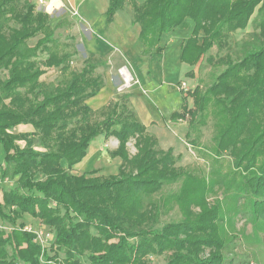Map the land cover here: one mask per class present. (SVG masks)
<instances>
[{
    "label": "trees",
    "instance_id": "obj_1",
    "mask_svg": "<svg viewBox=\"0 0 264 264\" xmlns=\"http://www.w3.org/2000/svg\"><path fill=\"white\" fill-rule=\"evenodd\" d=\"M127 4L141 28L145 56L162 54L161 37L191 19L195 27L182 54V61L191 66L202 63L214 47L222 50L229 34L245 30L256 11L260 21L264 18V0H147L142 5L110 0L108 22ZM263 18V46H254L239 62L226 56L215 64L207 58L212 67L227 68L206 91H182V111L169 118L184 121L189 115L192 128L207 126L212 116L214 136L205 152L213 168L207 176H198L177 167L172 149H157L156 139L130 110L127 95H116L101 111L87 106L104 86L92 59L80 72L73 71L69 44L55 39L48 14L38 12L30 0H0V71L7 72L0 80V145L5 153L0 170L3 181L16 179L14 189L0 188V220L11 228L0 232V264H83L82 257L89 264H150L149 256L166 253L167 264H229L225 251L232 240L224 226L231 221L228 214L249 215L257 227L264 221ZM38 36L42 38L30 46ZM46 69L61 72L58 85L41 82ZM20 126H31L33 133H11ZM100 136L118 140L112 156L123 161L119 173L71 174ZM133 139L137 154L130 157L127 145ZM21 141L23 149L17 143ZM191 142L200 147L197 140ZM225 155L232 159L226 168ZM38 175L44 179L36 180ZM173 184L180 185L177 192L155 199L164 186ZM218 190L225 202L209 203ZM174 209L180 221L155 229L162 211ZM26 216L55 230L46 249L24 231ZM59 253L64 259H58Z\"/></svg>",
    "mask_w": 264,
    "mask_h": 264
},
{
    "label": "crops",
    "instance_id": "obj_2",
    "mask_svg": "<svg viewBox=\"0 0 264 264\" xmlns=\"http://www.w3.org/2000/svg\"><path fill=\"white\" fill-rule=\"evenodd\" d=\"M30 1L34 3L38 12L49 15L54 37L55 32L59 30L75 40L74 44L79 49L77 56L83 55L85 58L81 63L82 69L90 59L95 64V74L102 78L104 86L97 95L86 101V105L93 111H101L113 103L117 95L116 86L120 81L118 76H114L113 71L118 72L122 67L129 68L138 81V84L126 90L130 110L146 128L147 134L156 139L157 149L162 151L172 149L173 154L183 155L187 144H182V138L186 139L189 131L183 128V120L173 122L169 118L172 114L182 111V91L192 89L190 87L193 79L187 75L192 74L193 77L192 72L200 64L191 66L182 61L183 49L193 33L194 22L188 18L185 27H177L164 34L158 44V47L163 49L162 54L145 56L140 41L141 28L134 23L133 10L125 11L126 6L132 9L128 4L117 11L112 21L108 22L110 0H43V4H40L39 0ZM146 1L136 0L140 5ZM199 37L202 42L204 34L201 33ZM73 49L74 47L69 45L72 60L76 57ZM183 83L186 85L185 90L179 87ZM105 140L114 143L108 157L118 163L119 168L121 167L122 159L112 156L119 147L118 140L114 137L107 139L100 136L90 145L83 161L76 165L83 174L99 170L97 168L102 155L98 150ZM1 149L3 150L2 147ZM136 154L137 149L133 156Z\"/></svg>",
    "mask_w": 264,
    "mask_h": 264
},
{
    "label": "rangeland",
    "instance_id": "obj_3",
    "mask_svg": "<svg viewBox=\"0 0 264 264\" xmlns=\"http://www.w3.org/2000/svg\"><path fill=\"white\" fill-rule=\"evenodd\" d=\"M142 2L143 0H139ZM125 11L132 12V9L129 6H126ZM40 12V11H39ZM263 18V17H262ZM261 18V21H262ZM264 19V18H263ZM257 16V11L253 15V17L250 19L247 28L243 31H237L230 33L229 36L226 39V45L222 48V50H219L218 47H214L203 59L202 63H200L192 72L193 77H190L193 79L191 83L192 88L190 91H194L196 88H200L203 91H206L215 81V79L227 68L226 65H218V66H211L207 62V58L212 57L214 59V63L217 64L220 59H225L226 56H229L232 61L239 62L242 60V58L245 56V54L250 51L254 46L255 47H261L263 46V43L261 44V38H260V28L259 24L261 22ZM42 36H38L35 39H32L29 44L30 46H34L38 39H41ZM204 38V37H203ZM55 39L60 41L61 43H67L74 47L73 51L76 52V57L73 58L71 67L72 70L78 72L82 69V60L84 58L83 55L81 57L77 56V52H79V49L74 44V39L70 35H66L65 32L57 30L55 32ZM201 40H203L201 38ZM85 59V58H84ZM46 74L41 78V82L45 85L50 86H56L61 82L62 76L61 72L58 69H46ZM114 76H118V72L116 70L113 71ZM7 76L6 71H0V80H4ZM184 84V83H183ZM183 84H180L179 87L181 88ZM121 86V83L119 81V84L116 86L115 93L117 95L123 96L127 93V91L119 92L118 88ZM186 88V87H185ZM129 90V89H128ZM189 108L194 111V101L192 98H189L188 100ZM191 116L185 117V120L183 121V128H187L185 130L191 132L190 138H182V144L185 145L186 151L183 152V155H179V153H174L177 157V167L178 168H184L185 170L190 171L191 173L198 175V176H207L210 172V170L213 168V162L208 157L207 153L205 152L206 146H210L211 140L214 136V121L212 116L208 118V124L205 127H199V125H196V127L191 128ZM13 134H24V133H33V129L31 126H20L19 128L13 129L11 131ZM38 137L35 135L31 136V139L36 141ZM197 140V143L200 147L194 146L191 141ZM21 149L25 147V142H17ZM135 141L132 140L129 145V153L131 156H133L136 153L135 149ZM0 145V164L2 161H4L5 155L3 153V150L1 149ZM114 143L112 144L111 140H105L104 144L99 148L98 152L102 155V159L100 163L98 164V168L100 172L95 175L94 177H108L112 174H117L119 165L118 163L114 162L112 159H110L108 156H110L111 151L113 150ZM3 148V147H2ZM35 149L37 151H43V149L38 145L35 144ZM223 164L225 165V168L230 165L232 162V159L225 155V157L222 159ZM64 168L68 170L66 163H62ZM70 173L73 175H81L83 174L82 171L79 169V166H75L70 170ZM44 176L38 175L36 177V180H43ZM179 184H173V185H166L164 186L163 190L156 194L155 199H159L160 195L165 194H171L173 192H177L179 189ZM16 187V179L8 180L6 182L0 183V188L2 190H12ZM216 200H219L220 202H225L226 198L223 194L222 190H218L216 195H212L209 198V203L214 204ZM228 205L231 207V205L228 203ZM224 206L227 207V204ZM238 208L241 209L243 206V201L238 203ZM53 208H56V205H52ZM61 215H64V211H60ZM228 217L231 219L229 222H225L224 226L227 229L229 236L232 240L229 247L225 251V255L229 259V264H264V221L260 222V225L257 227L255 226L250 218L249 215H243L239 213H235L231 211L228 214ZM181 219V214L178 212L177 209H174L172 212L166 214L164 211H162V214L159 218V224L155 227V229H162L163 226L168 225L170 223H177ZM25 226L31 227L36 230L42 229V227H45L46 232H50L55 236V230L52 228L47 227L46 225L42 224V222L39 219H35L29 216L25 217V220L23 221ZM10 229V225L3 223L0 220V232H8ZM92 233L95 235L96 231H92ZM209 251H206V254H208ZM51 256L54 255V253L50 252ZM169 253H166L161 256H149L147 258L148 262L150 264H167L169 260ZM208 255H205L207 257ZM58 259L62 260L64 259V254L59 253ZM79 260L83 264H89L86 257L79 258Z\"/></svg>",
    "mask_w": 264,
    "mask_h": 264
},
{
    "label": "built area",
    "instance_id": "obj_4",
    "mask_svg": "<svg viewBox=\"0 0 264 264\" xmlns=\"http://www.w3.org/2000/svg\"><path fill=\"white\" fill-rule=\"evenodd\" d=\"M39 3L43 4V0H39ZM118 77L121 83V86L118 88L119 92L131 89L133 86L138 84L136 77L133 75L131 70L127 67H122L118 70ZM185 87L186 85L183 84L181 88L185 90ZM6 181L8 180L3 181L2 176H1V170H0V183L6 182ZM41 228L42 229L40 230H36V229L26 226L24 228V231L34 234L36 236V242H38L43 249H46L49 246V244L54 240V236L52 233L46 232L45 227L41 226Z\"/></svg>",
    "mask_w": 264,
    "mask_h": 264
}]
</instances>
